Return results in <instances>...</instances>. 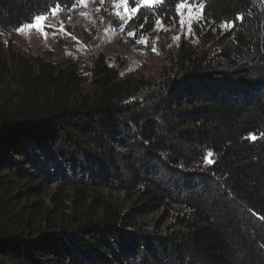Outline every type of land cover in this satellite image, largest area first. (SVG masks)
Returning a JSON list of instances; mask_svg holds the SVG:
<instances>
[{
	"label": "trees",
	"instance_id": "16d2710c",
	"mask_svg": "<svg viewBox=\"0 0 264 264\" xmlns=\"http://www.w3.org/2000/svg\"><path fill=\"white\" fill-rule=\"evenodd\" d=\"M78 1L0 0V42ZM183 2L127 26L171 25ZM186 2L202 18L156 79L100 55L90 90L42 62L0 94V264H264V0Z\"/></svg>",
	"mask_w": 264,
	"mask_h": 264
},
{
	"label": "rangeland",
	"instance_id": "374dc122",
	"mask_svg": "<svg viewBox=\"0 0 264 264\" xmlns=\"http://www.w3.org/2000/svg\"><path fill=\"white\" fill-rule=\"evenodd\" d=\"M84 3L86 7H81L78 1L75 7L59 11L54 18H51L52 11L45 15L50 17L48 22L54 26L47 29V37L35 27L24 26L21 31H9L3 35L0 42V94L24 91L20 82L27 73L37 72L42 62L57 66L62 72L75 65L73 79L59 78L65 92L90 90L93 87L91 68L100 55L119 76L156 79L179 42L194 38L192 25L197 20L191 21L189 32V12L201 13L197 3H187L190 7L181 10L186 21L183 27L178 13L177 20L171 25L156 23L150 32L144 33L130 31L127 22L135 13L126 12L120 0H84ZM136 6L128 5L129 8ZM81 12L86 15H81ZM61 27L64 31H56L53 35L54 30ZM129 32L135 35L129 36ZM56 75L53 70L52 77Z\"/></svg>",
	"mask_w": 264,
	"mask_h": 264
},
{
	"label": "snow or ice",
	"instance_id": "6c2138e0",
	"mask_svg": "<svg viewBox=\"0 0 264 264\" xmlns=\"http://www.w3.org/2000/svg\"><path fill=\"white\" fill-rule=\"evenodd\" d=\"M49 2H51V0H49ZM163 2V0H120V3L124 5L125 7V11H130L131 13H136L137 10L143 5V6H147L149 8H152L154 6H159L161 3ZM79 3H80V6L81 7H86V4L84 3V0H79ZM130 4H136L137 6L136 7H132V8H129L128 5ZM75 7V5H74ZM186 7H190L186 0L185 2L183 3H177L176 4V11L177 13H180L181 15V19H180V24H181V27L184 26V24L186 23V21L184 20L183 18V13H182V9L183 8H186ZM200 8H203L204 5L201 4L199 6ZM62 10V7H61V4L60 3H57L56 4V7L54 9H52V15H51V18H54L58 13L59 11ZM81 15H86L85 12H81ZM201 13L199 11L197 12H189V15H188V20H187V23L189 25V32L191 31V21L192 20H199L201 19ZM242 16L240 15H237L236 17H234L233 19L234 20H242ZM28 19L30 21H32V23L30 24H26L24 25V28H31V27H35L38 31H40L42 34L45 35V37H47L48 35V32H47V29L49 28H54V26L49 23L48 21L50 20V17L49 16H45V15H36V16H30L28 17ZM129 19H131V17H129ZM157 23L159 24L160 21L158 20ZM220 27L223 28L225 31H228L230 28L233 27V23L231 20H229L227 17L224 18V21L223 23L220 24ZM23 30V28L21 29H17V31H21ZM56 31H60V32H63L64 29L63 27L59 28V29H55L54 32H53V35H55V32ZM67 35V33H65ZM129 36H134L135 33L134 32H129L128 33ZM178 37H174L173 39H176ZM142 41H137V43H141ZM144 43H147V41H143ZM153 51L155 52L156 49L153 48ZM252 139H256L255 136H252L251 137ZM212 155L211 152H209L207 154L208 157H210ZM205 159L207 160V163L211 164L212 163V160L210 159H207V157H205Z\"/></svg>",
	"mask_w": 264,
	"mask_h": 264
}]
</instances>
